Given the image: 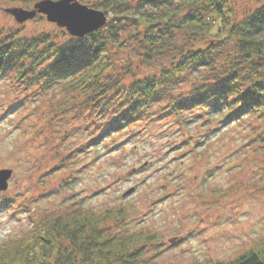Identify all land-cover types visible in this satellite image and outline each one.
<instances>
[{
	"label": "rangeland",
	"instance_id": "rangeland-1",
	"mask_svg": "<svg viewBox=\"0 0 264 264\" xmlns=\"http://www.w3.org/2000/svg\"><path fill=\"white\" fill-rule=\"evenodd\" d=\"M77 1L92 7L102 0ZM235 3L242 14L264 0ZM18 8L34 9L0 0L4 34L68 33L42 14L20 21L9 12ZM129 56L138 76L164 66L141 59L133 47L117 58ZM15 79L0 75V170H12L0 191V244L34 217L77 208L124 210L113 232L154 233L157 241L144 253L155 264L226 262L264 236V131L254 114L226 126L195 109L184 113L182 125L161 106L151 111L154 119L112 131L95 146L104 100L89 108L64 84L26 89Z\"/></svg>",
	"mask_w": 264,
	"mask_h": 264
},
{
	"label": "trees",
	"instance_id": "trees-1",
	"mask_svg": "<svg viewBox=\"0 0 264 264\" xmlns=\"http://www.w3.org/2000/svg\"><path fill=\"white\" fill-rule=\"evenodd\" d=\"M7 1L34 8L46 0ZM86 6L107 20L84 36L65 27L68 33L31 37L0 30V75H15L26 89L64 84L89 108L104 100L103 119L94 128L101 132L91 145L147 120L161 106L182 125L184 113L195 109L226 126L254 114L264 131V3L242 14L235 0H102ZM132 47L146 62L157 58L164 66L138 76L133 57L117 58ZM126 216L120 208H77L34 217L19 236L0 244V264H155L144 253L157 241L154 233L113 232ZM213 264H264V236Z\"/></svg>",
	"mask_w": 264,
	"mask_h": 264
},
{
	"label": "water",
	"instance_id": "water-1",
	"mask_svg": "<svg viewBox=\"0 0 264 264\" xmlns=\"http://www.w3.org/2000/svg\"><path fill=\"white\" fill-rule=\"evenodd\" d=\"M41 5H46V7ZM54 5H59V7H53ZM9 12L20 21L32 19L37 13L44 14L48 21L65 27L74 36H84L93 32L101 28L107 20L103 13L76 0H46L35 4L31 11L10 9ZM82 32L83 35H81ZM11 175L12 170L10 169L0 170V191L8 188Z\"/></svg>",
	"mask_w": 264,
	"mask_h": 264
},
{
	"label": "snow or ice",
	"instance_id": "snow-or-ice-1",
	"mask_svg": "<svg viewBox=\"0 0 264 264\" xmlns=\"http://www.w3.org/2000/svg\"><path fill=\"white\" fill-rule=\"evenodd\" d=\"M42 7H46V5H41ZM53 7H59V5H54ZM86 23V22H85ZM86 31V29H85ZM81 35H83V32L81 33Z\"/></svg>",
	"mask_w": 264,
	"mask_h": 264
}]
</instances>
